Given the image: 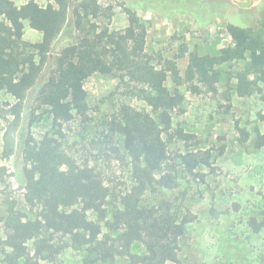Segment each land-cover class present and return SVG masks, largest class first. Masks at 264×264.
<instances>
[{
    "label": "trees",
    "instance_id": "trees-1",
    "mask_svg": "<svg viewBox=\"0 0 264 264\" xmlns=\"http://www.w3.org/2000/svg\"><path fill=\"white\" fill-rule=\"evenodd\" d=\"M100 13L98 0H48L45 6L38 0H0V98L7 92L16 99L11 106L13 129L28 109L31 91L39 106L50 108L55 122L71 121L76 114L87 118L84 83L96 73L127 77L133 92L151 107L148 111L123 104L111 124L108 121L106 136L111 129L119 138L125 151L121 159H128L132 173L130 188L118 199L122 207L110 219L107 204L113 191L101 169L80 163L52 136L22 138L25 200L37 210V217L6 220L7 234L0 239L4 264H59V255L69 245L86 249L94 261L124 255L128 264H183L180 240L194 216L181 219L179 206L171 199L145 202L149 194L177 187L180 165L196 177L201 165H210V152L196 148L170 156L174 138L194 137L182 129L173 133L174 113L184 111L183 79L199 80L216 91L226 71L223 66L238 62L244 64L235 72L240 96H251L264 84V20L258 27L228 24L233 43L215 55H192L183 78L175 60H166L161 68L151 60L146 52L147 28L136 12L129 10L130 23L124 31L101 28L94 21ZM25 21L43 34L41 41L24 39ZM68 23L75 42L52 57L55 41ZM170 77L174 89L166 84ZM192 87L199 90L196 84ZM241 131L242 141H247L249 133ZM3 142L1 157L8 159L17 150L14 132L5 131ZM263 145L260 136L257 146ZM90 212L97 218H91ZM103 221L110 235L104 233ZM251 225L256 231L263 229L264 216L252 218ZM135 246L141 250L135 252Z\"/></svg>",
    "mask_w": 264,
    "mask_h": 264
},
{
    "label": "rangeland",
    "instance_id": "rangeland-1",
    "mask_svg": "<svg viewBox=\"0 0 264 264\" xmlns=\"http://www.w3.org/2000/svg\"><path fill=\"white\" fill-rule=\"evenodd\" d=\"M43 6L48 0H38ZM75 1V0H74ZM19 5L22 3L19 2ZM100 16L94 21L110 31H124L129 25V10L137 13L145 23L146 52L161 68L166 60H175L183 78L194 54L215 55L218 50L233 43L227 26L235 23L258 27L264 20V0H98ZM24 39L39 42L43 34L30 27L25 21ZM70 23L58 36L52 57L74 43ZM243 63L230 62L216 83L217 90L199 80L188 82L183 79L180 90L185 95L184 111L174 113L173 133L182 129L194 137L182 141L174 138L170 145V156L193 148L203 153L210 152V165H201L199 176H192L178 167L177 187L149 194L147 204L162 199H171L179 206L181 219L194 216L186 225L180 240V256L183 264H264V228L256 231L252 218L264 216V145L257 146L260 136L264 137V84L261 91L251 96H240L235 89V72ZM49 69V68H48ZM44 76L43 80L48 78ZM166 84L174 89L172 77ZM196 84L199 90L192 86ZM87 90L88 117L76 114L71 121L55 122L48 106H39L29 93L27 110L13 129L11 106L16 99L7 92L0 98V239L6 237V220L37 217L25 200L23 181L22 138L32 134L37 139L49 135L56 138L62 148L80 163L89 162L104 173L113 194L107 204L108 219L114 210L122 207L118 200L132 184V173L119 138L113 135L108 121L113 120L123 104L151 111V107L133 92V83L120 75L96 73L85 83ZM131 86V87H129ZM242 129L249 133L242 141ZM14 132L17 142L16 153L3 159V134ZM175 135V134H174ZM116 148V149H115ZM120 149V153L118 152ZM174 162V161H172ZM180 162V159H177ZM23 163V164H22ZM90 217L97 218L95 212ZM104 225V233L110 230ZM112 234V233H111ZM114 237L117 233L113 234ZM104 238V236H103ZM67 240V238H65ZM120 245V241H116ZM33 247V242H30ZM135 252L141 249L137 246ZM94 258V257H93ZM84 248L67 246L59 255V264H128L129 259L117 255L111 260L94 261ZM0 264L4 254L0 247ZM41 264H50L42 262Z\"/></svg>",
    "mask_w": 264,
    "mask_h": 264
},
{
    "label": "water",
    "instance_id": "water-1",
    "mask_svg": "<svg viewBox=\"0 0 264 264\" xmlns=\"http://www.w3.org/2000/svg\"><path fill=\"white\" fill-rule=\"evenodd\" d=\"M76 1H78V0H76Z\"/></svg>",
    "mask_w": 264,
    "mask_h": 264
},
{
    "label": "flooded vegetation",
    "instance_id": "flooded-vegetation-1",
    "mask_svg": "<svg viewBox=\"0 0 264 264\" xmlns=\"http://www.w3.org/2000/svg\"><path fill=\"white\" fill-rule=\"evenodd\" d=\"M76 1V0H75Z\"/></svg>",
    "mask_w": 264,
    "mask_h": 264
}]
</instances>
